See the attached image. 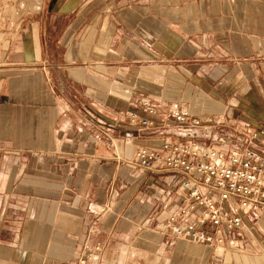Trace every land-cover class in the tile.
I'll use <instances>...</instances> for the list:
<instances>
[{
	"label": "crops",
	"instance_id": "1",
	"mask_svg": "<svg viewBox=\"0 0 264 264\" xmlns=\"http://www.w3.org/2000/svg\"><path fill=\"white\" fill-rule=\"evenodd\" d=\"M2 2L0 264H77L86 240L162 233L142 191L154 175L128 160L175 131L172 104L264 129V0ZM258 230L259 250L224 264H264Z\"/></svg>",
	"mask_w": 264,
	"mask_h": 264
},
{
	"label": "built area",
	"instance_id": "2",
	"mask_svg": "<svg viewBox=\"0 0 264 264\" xmlns=\"http://www.w3.org/2000/svg\"><path fill=\"white\" fill-rule=\"evenodd\" d=\"M169 116L176 121L175 131L161 147H140L128 160L136 177L154 175L142 191L154 200L156 220L167 234L210 246L217 259L229 247L248 250L252 234H261L259 226L264 229V150L258 142L264 129L248 122L232 126L226 112L206 117L177 103ZM129 122L155 126L152 117L139 114H132ZM211 124L237 131L235 139L228 131L213 133ZM214 134V143L201 138ZM101 249L100 243L91 246L86 240L77 264H98Z\"/></svg>",
	"mask_w": 264,
	"mask_h": 264
},
{
	"label": "rangeland",
	"instance_id": "3",
	"mask_svg": "<svg viewBox=\"0 0 264 264\" xmlns=\"http://www.w3.org/2000/svg\"><path fill=\"white\" fill-rule=\"evenodd\" d=\"M2 1L0 0V10ZM229 124L238 126L237 124H247V121L239 115L235 122L229 120ZM157 222L161 225L158 220ZM149 223L151 222L144 223V226L149 228L145 229L142 237L132 236L133 227H128L129 231L125 236L107 243L106 250L101 242H89L91 246L97 243L102 246V249L98 251V264H224V257L214 258L210 246L189 238L167 234L163 231L162 225L161 233L152 229L154 226ZM208 250L210 252H207ZM234 250L248 254V252H257L259 249L248 246V250L237 248Z\"/></svg>",
	"mask_w": 264,
	"mask_h": 264
}]
</instances>
